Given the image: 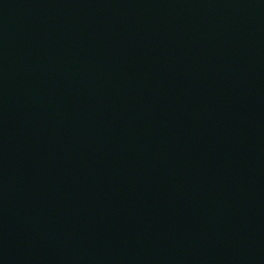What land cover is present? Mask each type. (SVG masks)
<instances>
[{"label": "water", "instance_id": "1", "mask_svg": "<svg viewBox=\"0 0 264 264\" xmlns=\"http://www.w3.org/2000/svg\"><path fill=\"white\" fill-rule=\"evenodd\" d=\"M0 264H264V0H0Z\"/></svg>", "mask_w": 264, "mask_h": 264}]
</instances>
